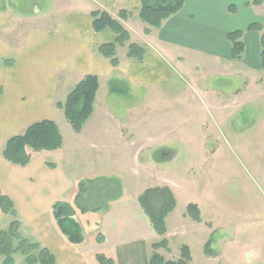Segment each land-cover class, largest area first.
Segmentation results:
<instances>
[{
  "label": "rangeland",
  "instance_id": "1",
  "mask_svg": "<svg viewBox=\"0 0 264 264\" xmlns=\"http://www.w3.org/2000/svg\"><path fill=\"white\" fill-rule=\"evenodd\" d=\"M34 3L37 16L21 14ZM86 7L83 0H0V10L7 9L3 20L12 25L5 39L17 44L21 31L52 30ZM135 35H143L141 28ZM182 55L180 64L169 62L170 80L158 87L103 80L82 132L59 121L63 150L36 153V158L56 162L73 182L71 205L78 209L80 197L90 209L79 218L85 246L95 244L101 232L90 229L95 217L88 215L107 209L117 194L132 200L149 188L168 186L177 205L162 237L168 241L160 247L166 258H181L188 246L189 264H264V89L255 83L258 74L246 76L240 65L210 67ZM212 88L218 89L213 99L219 108L211 105ZM166 148L176 151L169 160ZM189 204H197L201 221L189 213ZM14 220L0 207V231ZM18 257L26 264L22 253Z\"/></svg>",
  "mask_w": 264,
  "mask_h": 264
},
{
  "label": "crops",
  "instance_id": "2",
  "mask_svg": "<svg viewBox=\"0 0 264 264\" xmlns=\"http://www.w3.org/2000/svg\"><path fill=\"white\" fill-rule=\"evenodd\" d=\"M83 1L86 9L70 14L57 28L21 31L17 35L20 39L17 44L6 41L5 35L12 25H8L3 20L6 17L1 14L7 9L0 10V58L15 61L12 67L0 64V187L15 204L16 215L13 216L20 222L21 236L47 248L55 256L56 264H99L97 254L112 258L115 264H149L154 253L153 244L160 242L164 235L154 230L141 207L138 200L141 194L132 200L120 194L112 199L107 209L99 211L100 214L88 215L95 217L90 229H101L95 236L97 242L90 247L85 246L86 239L81 244H72L58 228L52 208L57 202H74L73 182L56 162L37 160L36 154L27 166L14 165L3 157V147L11 136L23 133L34 122L53 120L58 127L59 121L69 123L56 102H64L84 76L97 75L99 90L103 80L110 83L117 78L134 85L158 87L168 83L173 71L169 62L180 64L183 52L208 63L210 67L228 62L240 65L246 76L250 71L256 72L258 77L253 76L255 83H260L264 89L261 62L263 32L249 29L254 23L264 25V1L257 5L253 0H185L182 10L166 19L160 28L149 27L140 20L142 0ZM97 10L120 19L130 32V43L146 46L142 61L128 57L129 42L118 46L117 65L100 53L99 46L114 42L117 35L109 29L101 32L93 29L92 13ZM121 10L131 13L127 19L120 18ZM37 11L38 5L34 3V9L25 8L21 14H34L30 16L32 18L37 16ZM140 28L143 35L136 36ZM147 28L149 32H146ZM238 30L243 33L245 49L241 59H234L228 35ZM216 91L218 89L212 88L207 93L212 107L219 108L221 106L213 99ZM247 93L248 89L242 91L245 100ZM63 147L64 143L54 151H62ZM76 210L75 218L84 232L79 219L83 215L79 209ZM84 225L89 229L87 224ZM157 252L166 258L165 252L160 249ZM13 258L14 264L23 263L18 253ZM166 259L177 260L180 257ZM24 262L28 264L26 260ZM0 264H3L1 257Z\"/></svg>",
  "mask_w": 264,
  "mask_h": 264
},
{
  "label": "trees",
  "instance_id": "3",
  "mask_svg": "<svg viewBox=\"0 0 264 264\" xmlns=\"http://www.w3.org/2000/svg\"><path fill=\"white\" fill-rule=\"evenodd\" d=\"M264 0H253L254 4L260 5ZM185 0H142L139 9L140 20L152 28H160L162 23L177 14L184 7ZM131 13L121 10V19H127ZM93 29L97 32L112 30L117 38L114 42L105 43L99 46L100 53L111 59L113 65L118 64L117 48L124 46L128 42V57L142 61L146 55V46L138 43H130V32L126 29L120 19L114 18L108 12L97 10L92 13ZM249 29L262 31L261 37V62L264 69V25L260 23L252 24ZM150 29L147 28L146 32ZM243 33L238 30L231 32L228 39L232 44V57L241 59L244 53L245 44L242 40ZM0 61L5 66L12 67L14 59L6 58ZM100 87V80L97 75L88 74L77 83L69 92L64 102H56V106L64 111L65 117L73 130L80 133L87 121L94 112L97 93ZM1 94V91H0ZM64 138L53 120H42L32 123L21 134L11 136L5 143L2 155L10 163L25 167L31 163L34 154L43 151L58 150L63 146ZM86 187L85 182L80 183V191ZM117 194L113 199L117 198ZM78 197L76 205L78 209L85 213L89 208L81 204ZM83 200V199H82ZM139 203L146 215L149 217L154 230L159 235L167 232L166 218L175 210L177 201L173 190L168 186H156L149 188L139 196ZM82 205V207H81ZM0 207L4 213L16 215L13 200L0 187ZM188 211L196 221H201V212L197 204H189ZM52 215L56 220L60 231L67 236L70 243L78 245L84 242L85 236L80 223L75 218L76 209L67 202H57L52 208ZM166 238L153 244L154 253L150 258L149 264H189L191 261L190 249L183 247V253L178 260H167L157 250L167 246ZM22 253L28 264H56L55 256L38 242H32L20 234V222L14 220L7 230L0 231V257L3 264H14L13 256ZM96 259L99 264H115L112 258L104 254H97Z\"/></svg>",
  "mask_w": 264,
  "mask_h": 264
},
{
  "label": "flooded vegetation",
  "instance_id": "4",
  "mask_svg": "<svg viewBox=\"0 0 264 264\" xmlns=\"http://www.w3.org/2000/svg\"><path fill=\"white\" fill-rule=\"evenodd\" d=\"M163 151H164L163 155L168 156V159H166V160H169L171 157L174 156V154H176V151L172 148H166Z\"/></svg>",
  "mask_w": 264,
  "mask_h": 264
}]
</instances>
